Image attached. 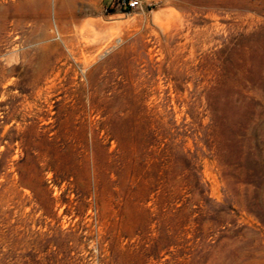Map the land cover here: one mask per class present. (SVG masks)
<instances>
[{
  "label": "rangeland",
  "instance_id": "obj_1",
  "mask_svg": "<svg viewBox=\"0 0 264 264\" xmlns=\"http://www.w3.org/2000/svg\"><path fill=\"white\" fill-rule=\"evenodd\" d=\"M140 1L0 0V264H264V0Z\"/></svg>",
  "mask_w": 264,
  "mask_h": 264
},
{
  "label": "built area",
  "instance_id": "obj_2",
  "mask_svg": "<svg viewBox=\"0 0 264 264\" xmlns=\"http://www.w3.org/2000/svg\"><path fill=\"white\" fill-rule=\"evenodd\" d=\"M110 6L114 10L122 14H129L130 12L141 8L140 0H110Z\"/></svg>",
  "mask_w": 264,
  "mask_h": 264
},
{
  "label": "bare ground",
  "instance_id": "obj_3",
  "mask_svg": "<svg viewBox=\"0 0 264 264\" xmlns=\"http://www.w3.org/2000/svg\"><path fill=\"white\" fill-rule=\"evenodd\" d=\"M165 29H166V27H165ZM0 194H17V193L12 188H9V189L3 190Z\"/></svg>",
  "mask_w": 264,
  "mask_h": 264
}]
</instances>
